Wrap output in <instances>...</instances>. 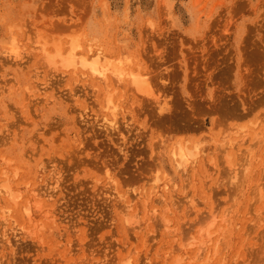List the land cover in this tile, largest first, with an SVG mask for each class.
I'll return each instance as SVG.
<instances>
[{"label":"rangeland","instance_id":"1","mask_svg":"<svg viewBox=\"0 0 264 264\" xmlns=\"http://www.w3.org/2000/svg\"><path fill=\"white\" fill-rule=\"evenodd\" d=\"M2 173L0 264H264V0H0Z\"/></svg>","mask_w":264,"mask_h":264},{"label":"bare ground","instance_id":"2","mask_svg":"<svg viewBox=\"0 0 264 264\" xmlns=\"http://www.w3.org/2000/svg\"><path fill=\"white\" fill-rule=\"evenodd\" d=\"M74 48H76V46L74 47ZM99 50V49H98ZM91 51V50H90ZM93 51V50H92ZM91 51V54H90V56L93 58V60L92 61H89L90 59L89 58H91V57H89V54H88V56H86V57H89V58H86V59H82L81 60V56H80V62H79V65H80V67L82 68V67H84L85 65L87 66H89V68H90V70H91V72H92V74L93 75H96L98 78V80L100 79V81L102 82V84L103 83H105L107 80H108V77H109V75L108 74H112L113 76H114V78L115 79H117L118 81H122V80H128V81H130V83L134 86V89L136 88V90H138V89H140V87L142 86V83H143V80L141 79V77H140V75H136V73H129L130 71H128L127 72V70H126V68H124V66L122 67V65H121V63H123L121 60H118V63H115V64H113V62H112V64L110 65V66H106V67H102L101 65H100V63H99V61L101 60H103V59H100L99 57H102V56H100L101 55V53H98V52H92ZM103 55V54H102ZM73 57V56H72ZM72 57H69V59L71 58V59H73ZM82 57H84V56H82ZM91 58V59H92ZM66 59H67V57H66ZM68 59V60H69ZM70 59V60H71ZM89 59V60H88ZM64 60V59H63ZM88 60V61H87ZM54 61V60H53ZM53 61H51V62H53ZM76 60H74V62H75ZM56 62V61H55ZM59 62V61H58ZM62 62H64V61H62ZM78 62V61H77ZM76 63V62H75ZM127 63V62H126ZM53 64V63H52ZM70 64H71V61H70ZM70 64H67L66 66H70ZM64 65H65V63H64ZM74 64H73V61H72V64H71V68H72V66H73ZM76 65H78V64H76ZM105 66V65H104ZM75 67V66H74ZM76 68V67H75ZM85 68V67H84ZM88 67L86 68V69H89ZM72 70V69H71ZM75 70V69H74ZM74 72H76V71H74ZM88 72H90L89 70H88ZM76 75V74H75ZM94 77V76H93ZM116 80V81H117ZM114 81V80H113ZM124 82V81H123ZM119 84V83H118ZM43 88H41V89H46V87H47V85H46V83H41L40 84ZM105 85V84H104ZM103 87H105V86H103ZM144 87V89H145V86H143ZM142 87V88H143ZM107 88V87H106ZM105 89V88H104ZM141 91V90H140ZM109 95V94H108ZM32 96V95H31ZM116 103H113V101H112V99H111V96H107V98H106V101H105V104L103 105V109L104 110H107V111H112V109H114V111L116 110L115 108H117V106L115 105ZM116 113H113V111H112V115H115ZM114 116H113V119L112 120H110V119H108V120H110V121H108V125L110 126V127H114L115 126V121H114ZM107 120V119H106ZM105 120V121H106ZM244 137H245V135H244ZM244 137L242 136V138L244 139ZM241 138V139H242ZM225 139V138H224ZM228 139V138H227ZM233 140V139H232ZM228 142H229V139H228ZM241 143V142H240ZM225 144H228V143H226L225 142ZM225 144H223V145H225ZM232 144V143H231ZM222 145V146H223ZM232 146V145H231ZM183 147V146H182ZM181 146H178V148L177 149H174L173 151H171V156L173 157V162L175 161V163H176V168H177V170H181V169H185L184 167L187 165V161H188V159H189V156H188V158H187V153H186V151L184 150V148H182ZM229 147H230V145H229ZM171 150V149H170ZM191 152H193V151H191ZM194 153H196V150H195V152ZM189 155H191V153H189ZM194 155V154H193ZM192 159V158H191ZM183 171V170H182ZM182 171H181V173H182ZM0 175H3V173L2 174H0ZM4 176V175H3ZM8 176H9V173H8ZM5 179H7V178H5ZM4 179V180H5ZM236 179V178H235ZM4 180H3V182H4ZM1 181V180H0ZM5 181H8V180H5ZM1 183V182H0ZM7 183V182H6ZM5 182H4V185H2L1 184V188H0V194H6V195H8V194H10L11 193V191L10 190H12V189H10V188H8V186H7V184H6ZM154 188V187H153ZM10 189V190H9ZM32 190V189H31ZM33 191V190H32ZM37 192V191H36ZM2 194V195H3ZM12 194V193H11ZM9 195V196H7V197H9V200L11 201L12 199H14L15 198V193H13L14 195ZM18 195H16V196H18V197H20L21 195H22V192H20V194L19 193H17ZM32 194H37V193H32ZM32 194H31V196H32ZM46 194H47V192H46ZM38 195H39V193H38ZM38 195H37V197H38ZM12 196V197H11ZM34 196H36V195H34ZM41 197L43 196V195H40ZM50 196V195H49ZM36 197V198H37ZM17 198V197H16ZM15 198V199H16ZM13 200V203H14V205H15V201L16 200ZM19 199V198H18ZM37 199H39V198H37ZM257 199V198H256ZM259 199V198H258ZM257 199V200H258ZM27 200V199H26ZM33 200H34V197H33ZM36 200V199H35ZM29 201V200H28ZM37 201V200H36ZM0 202H1V200H0ZM39 202V201H38ZM127 203V202H126ZM26 205V204H25ZM22 206H24V205H22ZM31 206V205H30ZM36 206H38V203H37V205ZM35 206V207H36ZM1 207V206H0ZM16 207V206H15ZM20 207H21V205H20ZM39 207V206H38ZM38 207H36V208H38ZM5 208V207H4ZM24 211H25V214H26V216H25V214H24V217L26 218H30L31 217V212H30V208H29V206H24ZM40 208V207H39ZM6 209V208H5ZM8 209V208H7ZM6 209V210H7ZM0 210H2V208H0ZM34 210H36L35 208H34ZM34 210H32V211H34ZM4 211V210H3ZM8 211H10V210H8ZM262 211V210H261ZM261 211H259V212H261ZM35 212V211H34ZM258 212V213H259ZM2 213V212H1ZM5 214H6V212H4ZM8 213L9 212H7V216L6 215H4L3 213L1 214L2 215V221H3V223L4 224H9L10 223V220H11V216L10 215H8ZM33 214V213H32ZM261 213H259V215H260ZM153 215V214H152ZM33 216V215H32ZM151 216V215H150ZM1 217V216H0ZM206 217V216H205ZM205 217L204 218H200V221L199 222H202L203 221V219H205ZM210 217H212V215L210 216ZM260 217V216H259ZM259 217H258V215L257 216H255V219L256 218H258L257 220H260L259 219ZM152 218V217H151ZM130 219H132V218H129V219H127V223H131V224H133L132 222L133 221H131ZM153 219V218H152ZM201 219H202V221H201ZM253 220L252 222H254L255 223V221H257V220ZM224 220V219H223ZM252 220V219H251ZM250 220V221H251ZM2 221H1V223L0 224H3L2 223ZM28 221V220H27ZM135 221V220H134ZM215 221V220H214ZM214 221H213V223H214ZM225 221V220H224ZM261 221V220H260ZM260 221H258V223L257 224H259L260 225ZM12 222V221H11ZM14 222V221H13ZM136 222V221H135ZM29 223H30V221H29ZM130 224V225H131ZM135 224V223H134ZM263 224V223H262ZM13 225V224H12ZM128 225V224H127ZM212 226L211 227H213V225L214 224H211ZM252 225V224H251ZM6 226V225H5ZM5 226H3L5 229H6V227ZM14 226H15V223H14ZM38 226V225H37ZM131 226H133V225H131ZM3 227H1L2 229H3ZM12 227V226H11ZM21 227V226H20ZM226 227V226H225ZM252 227H253V225H252ZM252 227H251V229H252ZM259 227V226H258ZM16 228V227H15ZM254 228H255V226H254ZM253 228V229H254ZM8 229H9V227L6 229V231L8 232ZM20 229V228H19ZM17 230V231H21V230ZM34 229H35V226H34ZM34 229H32V230H34ZM133 229H134V227H133ZM208 229V228H207ZM211 229V228H210ZM209 229V230H210ZM218 229V228H217ZM220 229V228H219ZM256 229V228H255ZM261 229V228H260ZM22 230H26V232H27V230L28 229H23L22 228ZM2 231H5V230H2ZM5 231V232H6ZM12 231H14V233H16V231L15 230H11L10 231V229H9V234L8 235H10V232H12ZM29 231V230H28ZM219 231V230H218ZM218 231L217 232H213V233H218ZM24 232V231H23ZM32 232V231H31ZM31 232H29V234L30 235H32L31 234ZM2 233H4V232H2ZM14 233H12V234H14ZM207 233V232H206ZM223 233V232H222ZM21 234H22V232H21ZM24 234V233H23ZM28 234V233H27ZM28 234V235H29ZM179 234H181V233H179ZM208 234H212V233H208ZM242 234H244L245 235V233L243 232ZM25 235V234H24ZM210 235H209V237H210ZM222 235V234H221ZM1 236H3V235H1ZM213 235H211V237H212ZM218 236V235H217ZM4 237H6V236H4ZM9 237V236H8ZM205 237H208V236H205ZM206 238L207 240H208V242L210 241V238ZM220 237V236H219ZM219 237H218V239H219ZM5 239V238H4ZM10 239V238H9ZM8 240V239H7ZM192 240V239H191ZM203 240V239H202ZM207 240L206 241H201V242H206V244L208 243L207 242ZM216 240V239H215ZM221 239H219V241H220ZM218 240H217V243H218V245H219V243L221 244V241L219 242ZM10 241L8 240V242H7V244L9 243ZM196 242V241H195ZM242 242H244V240H242ZM11 243V242H10ZM193 243H194V241H193ZM214 243V242H213ZM202 244V243H201ZM209 244V243H208ZM215 244H216V242H215ZM214 244V248H213V252L215 251L214 249H215V246H217V244L215 245ZM11 245V244H10ZM191 244H189V246H190ZM245 245V244H244ZM243 245V246H244ZM193 246V245H192ZM200 246V245H199ZM198 246V247H199ZM203 246H205V243L203 244V245H201L200 247L201 248H199V250H198V254L200 253V252H204V251H202V250H204L203 248H205V247H203ZM188 247V246H187ZM172 250V249H171ZM200 251V252H199ZM209 251V250H208ZM197 252V251H196ZM212 252V253H213ZM209 253V252H208ZM208 253H207V255H208ZM215 253V252H214ZM196 255V254H195ZM201 256H202V254H200ZM207 255H206V257H207ZM187 256V255H186ZM197 257H199V255H196ZM200 256V257H201ZM196 257V259H200V257L199 258H197ZM205 257V258H206ZM196 259H194V261L196 260ZM197 260V261H198ZM207 260H210L209 258L207 259ZM207 260H204V261H207ZM173 261H175V260H173ZM178 261H180V260H178ZM211 261V260H210ZM209 261V262H210ZM125 262H127L126 260H125ZM124 262V263H125ZM208 262V261H207ZM207 262H205V264L207 263ZM123 263V264H124ZM201 263V262H200ZM200 263H198V264H200ZM202 263H204V262H202ZM121 264V263H120ZM190 264H191V262H190ZM207 264H209V263H207Z\"/></svg>","mask_w":264,"mask_h":264}]
</instances>
